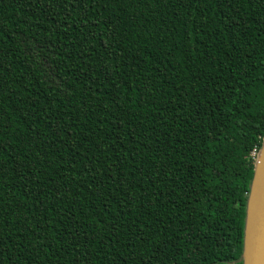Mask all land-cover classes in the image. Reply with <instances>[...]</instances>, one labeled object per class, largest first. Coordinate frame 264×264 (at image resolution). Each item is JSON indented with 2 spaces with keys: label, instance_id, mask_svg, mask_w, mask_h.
<instances>
[{
  "label": "trees",
  "instance_id": "trees-1",
  "mask_svg": "<svg viewBox=\"0 0 264 264\" xmlns=\"http://www.w3.org/2000/svg\"><path fill=\"white\" fill-rule=\"evenodd\" d=\"M264 139V0H0V264H242Z\"/></svg>",
  "mask_w": 264,
  "mask_h": 264
},
{
  "label": "water",
  "instance_id": "water-1",
  "mask_svg": "<svg viewBox=\"0 0 264 264\" xmlns=\"http://www.w3.org/2000/svg\"><path fill=\"white\" fill-rule=\"evenodd\" d=\"M240 260L242 264H264V139L254 164Z\"/></svg>",
  "mask_w": 264,
  "mask_h": 264
},
{
  "label": "built area",
  "instance_id": "built-area-1",
  "mask_svg": "<svg viewBox=\"0 0 264 264\" xmlns=\"http://www.w3.org/2000/svg\"><path fill=\"white\" fill-rule=\"evenodd\" d=\"M258 152H259V150H253V152H252V157H254L255 158V160H256V157H257V155H258Z\"/></svg>",
  "mask_w": 264,
  "mask_h": 264
}]
</instances>
